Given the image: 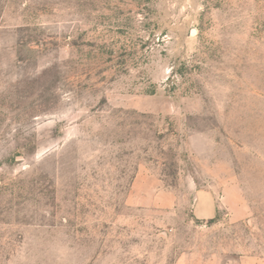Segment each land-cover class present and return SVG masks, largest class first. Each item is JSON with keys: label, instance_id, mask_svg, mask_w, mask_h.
Listing matches in <instances>:
<instances>
[{"label": "rangeland", "instance_id": "obj_1", "mask_svg": "<svg viewBox=\"0 0 264 264\" xmlns=\"http://www.w3.org/2000/svg\"><path fill=\"white\" fill-rule=\"evenodd\" d=\"M0 264H264V0H0Z\"/></svg>", "mask_w": 264, "mask_h": 264}]
</instances>
